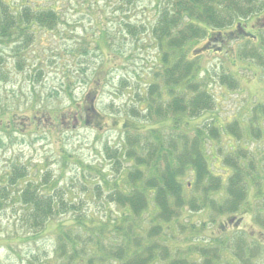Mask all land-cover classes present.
Wrapping results in <instances>:
<instances>
[{
  "label": "trees",
  "instance_id": "obj_1",
  "mask_svg": "<svg viewBox=\"0 0 264 264\" xmlns=\"http://www.w3.org/2000/svg\"><path fill=\"white\" fill-rule=\"evenodd\" d=\"M262 10L264 0H168L159 7L152 26L158 50L156 64L143 77L136 74L140 81L133 89L135 103L122 115V121L109 116L110 123L120 128L121 141L113 154L116 177L110 182L103 177L96 184L98 194L107 192L100 200L107 210L105 218L89 214L87 209L82 212L88 203L67 199L56 185L49 187L34 178L24 181L25 167L0 176V201L8 198L22 206L23 213L17 219L28 231L39 235L58 217L76 214L70 217V224H59L52 251L37 264H218L224 248L241 264H264V240L250 239L241 231L231 237L221 236L224 231L210 234L212 246L206 248L200 236L194 238L197 242L189 238L187 247L180 251L161 240L174 223L193 235L214 225L219 214H242L253 184L257 191L251 201L252 215L264 232V164L248 162L247 149L232 145L235 137L245 134L237 122L224 126L205 119L216 102L208 81L210 69L194 47L207 39L213 46L217 44L214 51H222L226 36L224 33L221 40L217 38L221 30L242 24L243 18ZM59 19L54 6H41L31 0H0L2 38L27 31L32 41L38 29L53 30ZM216 29L219 33L213 36ZM238 36L237 42L243 47L249 49L254 44ZM258 45L260 50L255 48L251 53L264 78V36ZM220 78L230 79L226 71ZM231 79L235 84L232 75ZM95 81L99 84V77ZM97 89L95 85L89 89L82 108L70 117L71 122L104 128V114L94 101ZM253 109L264 122V102ZM113 112L120 116L115 108ZM49 119L48 114L39 115L37 111L29 123L38 125ZM16 120L10 122L12 130L20 124ZM60 124L64 125V119ZM259 125L254 126L253 138L264 134V125ZM224 133L230 135V152H223L225 166L218 167V174L208 161L207 149ZM19 179L21 186L16 184ZM205 210L210 211L209 222L200 220L193 225L181 221L184 211L194 215ZM199 254L201 257H197Z\"/></svg>",
  "mask_w": 264,
  "mask_h": 264
},
{
  "label": "rangeland",
  "instance_id": "obj_2",
  "mask_svg": "<svg viewBox=\"0 0 264 264\" xmlns=\"http://www.w3.org/2000/svg\"><path fill=\"white\" fill-rule=\"evenodd\" d=\"M31 1L56 7L61 19L53 30L38 29L32 41L28 40L27 31L5 38L0 36V176L25 167L24 181L34 178L49 187L56 185L67 199L88 203L82 212L88 210L89 214L105 218L107 210L100 200L107 192L98 194L96 184L102 182L103 177L109 182L116 177L113 154L121 141L120 128L110 123L109 116L122 121V115L135 103L133 89L140 81L136 74L143 77L154 68L158 50L152 26L159 7L168 0ZM241 23L225 27L220 33L219 29L212 32L213 36L219 33L220 40L225 33L222 51H214L217 44L213 46L207 39L194 45L204 66L210 69L208 81L216 102L205 119L224 126L237 122L245 134L235 137L232 145L247 149L248 162L254 160L263 165L264 134L257 139L253 138V133L264 122L253 108L264 102V78L251 50H260L256 45L264 36V10L243 18ZM250 34H254L255 42L247 49L236 38L240 35L243 42L249 41ZM225 71L230 77L228 80L220 78ZM98 77L99 84L95 81ZM94 85L99 89L94 101L104 114V128L70 121L82 108L86 94ZM37 111L39 115L48 114L50 121L30 125V118ZM14 118L20 124L12 130L10 122ZM61 119L64 125L60 124ZM24 122L29 125H23ZM230 145V135L224 133L220 141L208 147L207 158L215 165V173L220 170L218 167L225 166L223 152H230ZM16 184L21 186L23 182L19 179ZM256 191L257 185L253 184L249 204L247 202L240 211L243 218L239 221L223 228L232 214H219L214 225H208L199 233L192 232L193 235L174 223L161 240H166L175 251L186 248L187 240L198 236L204 248L212 246L210 234L220 231H224L222 236L231 237L241 231L251 236L250 239L264 240V232L252 215L251 201ZM13 192L17 193V187ZM5 199L0 201V264H37L39 259L43 262L45 254L53 249L59 224H70V217L76 214L58 217L38 235L28 231L17 219L23 213L22 206ZM112 208L115 210L116 206ZM181 217L183 223L195 225L200 220L209 222L210 211L194 215L184 211ZM146 219L148 221V217ZM194 240L197 242L198 238ZM222 253L218 264H241L227 248Z\"/></svg>",
  "mask_w": 264,
  "mask_h": 264
},
{
  "label": "flooded vegetation",
  "instance_id": "obj_3",
  "mask_svg": "<svg viewBox=\"0 0 264 264\" xmlns=\"http://www.w3.org/2000/svg\"><path fill=\"white\" fill-rule=\"evenodd\" d=\"M252 34H250L251 36ZM225 214H232V213H225ZM243 218L241 213H233L231 217H229V221L225 224H231L232 222L237 221V219ZM236 219V220H235Z\"/></svg>",
  "mask_w": 264,
  "mask_h": 264
}]
</instances>
